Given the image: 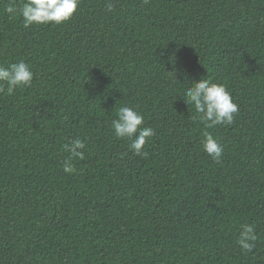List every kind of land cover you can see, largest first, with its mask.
Wrapping results in <instances>:
<instances>
[{
  "label": "trees",
  "instance_id": "16d2710c",
  "mask_svg": "<svg viewBox=\"0 0 264 264\" xmlns=\"http://www.w3.org/2000/svg\"><path fill=\"white\" fill-rule=\"evenodd\" d=\"M107 2L25 28L0 0V66L33 72L0 94V264H264V0ZM200 79L226 85L230 125L194 119ZM122 106L154 129L146 157L110 128Z\"/></svg>",
  "mask_w": 264,
  "mask_h": 264
},
{
  "label": "clouds",
  "instance_id": "9594fccd",
  "mask_svg": "<svg viewBox=\"0 0 264 264\" xmlns=\"http://www.w3.org/2000/svg\"><path fill=\"white\" fill-rule=\"evenodd\" d=\"M148 0H145L147 3ZM79 5V0H23L17 6L9 3L5 11L10 15L19 14L25 28L32 25H60L68 21ZM107 11L113 10L111 0L106 3ZM33 82V72L28 64L23 60L12 63L8 67L0 66V94L10 95L17 87H30ZM6 84V89L3 85ZM184 96L188 105H192L195 111L194 119L203 123L205 128H212L216 125H230L235 114L238 112V105L233 102L226 85L219 82H212L210 79H200L194 82L191 88H185ZM143 115L134 107L122 106L116 110L115 118L111 120L110 128L117 139H127L130 141L129 149L133 155L147 156L143 151L147 140L155 132L151 127H146ZM65 149L70 153V157L83 160L84 153L80 151L85 147L84 142L76 138L70 144H66ZM203 150L219 161L222 154V146L207 132L202 141ZM63 171L72 174L76 171L70 160H65ZM241 231L237 238V243L245 252H251L257 240L255 228L251 224L241 226Z\"/></svg>",
  "mask_w": 264,
  "mask_h": 264
}]
</instances>
